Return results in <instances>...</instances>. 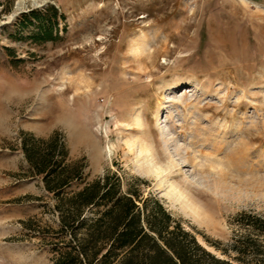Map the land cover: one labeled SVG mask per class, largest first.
<instances>
[{
  "label": "rangeland",
  "instance_id": "374dc122",
  "mask_svg": "<svg viewBox=\"0 0 264 264\" xmlns=\"http://www.w3.org/2000/svg\"><path fill=\"white\" fill-rule=\"evenodd\" d=\"M51 7L37 39L24 15ZM55 131L86 164L70 189L115 173L228 258L210 243L264 217V0H0V264H55L21 223L58 226L20 148Z\"/></svg>",
  "mask_w": 264,
  "mask_h": 264
},
{
  "label": "trees",
  "instance_id": "16d2710c",
  "mask_svg": "<svg viewBox=\"0 0 264 264\" xmlns=\"http://www.w3.org/2000/svg\"><path fill=\"white\" fill-rule=\"evenodd\" d=\"M49 12L24 15L21 24L35 19L39 25L35 37L53 39L51 28L63 14L55 7ZM20 148L30 172L40 177L54 200L58 226L34 228L31 218L21 223L26 229H37L51 245L55 264H264V217L249 216L244 225L251 231L228 247L210 243L228 256L220 257L199 243L157 199H141L132 188L123 191L115 173L70 189L83 179L86 164L83 159L68 161L59 132L46 138L22 132Z\"/></svg>",
  "mask_w": 264,
  "mask_h": 264
},
{
  "label": "bare ground",
  "instance_id": "6f19581e",
  "mask_svg": "<svg viewBox=\"0 0 264 264\" xmlns=\"http://www.w3.org/2000/svg\"><path fill=\"white\" fill-rule=\"evenodd\" d=\"M141 151L142 152H144L145 154H147L150 158H149V160H150V163L152 164V166H154V167H156V164L157 163H154L153 162V160H154V155H153V152H152V150H151V148H150V146H145V147H142L141 148ZM155 165H154V164ZM153 167V168H154ZM160 168V167H159ZM156 170H157V168H155ZM180 191V190H179ZM188 209V208H187ZM186 209V210H187ZM189 209L191 210V212H193V213H195V214H197L198 216H201V214H200V209L196 206V205H190L189 206ZM203 211H205V210H203ZM208 213V212H207ZM210 213V212H209ZM208 213V214H209ZM206 214V213H205ZM204 213H203V217H204V215H205ZM197 216V217H198ZM200 220V219H199ZM208 223V222H207Z\"/></svg>",
  "mask_w": 264,
  "mask_h": 264
}]
</instances>
